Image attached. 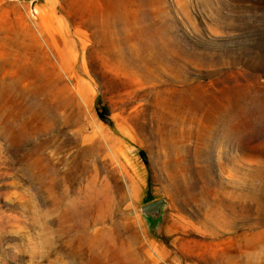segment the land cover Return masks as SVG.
<instances>
[{
  "label": "rangeland",
  "instance_id": "374dc122",
  "mask_svg": "<svg viewBox=\"0 0 264 264\" xmlns=\"http://www.w3.org/2000/svg\"><path fill=\"white\" fill-rule=\"evenodd\" d=\"M0 264H264V0H0Z\"/></svg>",
  "mask_w": 264,
  "mask_h": 264
},
{
  "label": "water",
  "instance_id": "95a60500",
  "mask_svg": "<svg viewBox=\"0 0 264 264\" xmlns=\"http://www.w3.org/2000/svg\"><path fill=\"white\" fill-rule=\"evenodd\" d=\"M168 200L165 197L151 199L139 206V213L150 232H155L161 224Z\"/></svg>",
  "mask_w": 264,
  "mask_h": 264
},
{
  "label": "trees",
  "instance_id": "16d2710c",
  "mask_svg": "<svg viewBox=\"0 0 264 264\" xmlns=\"http://www.w3.org/2000/svg\"><path fill=\"white\" fill-rule=\"evenodd\" d=\"M97 112H98L99 118L102 121H104L105 123H107L110 126H112V122L109 119V109H108L107 105L102 104V105H100V107H97ZM141 157L143 158V160L145 159L143 152H141ZM149 200H151V199H149ZM149 200H146V201H149Z\"/></svg>",
  "mask_w": 264,
  "mask_h": 264
}]
</instances>
